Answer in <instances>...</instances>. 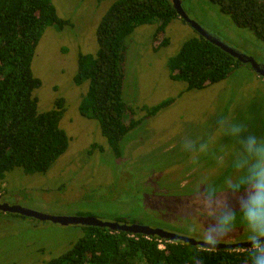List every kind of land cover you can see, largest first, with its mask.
Segmentation results:
<instances>
[{
    "label": "rangeland",
    "instance_id": "rangeland-1",
    "mask_svg": "<svg viewBox=\"0 0 264 264\" xmlns=\"http://www.w3.org/2000/svg\"><path fill=\"white\" fill-rule=\"evenodd\" d=\"M115 1L53 0L70 25L45 30L32 63L42 81L34 95L39 113L65 99L61 127L69 148L46 173L26 174L22 168L7 173L0 184L6 193L2 204L104 222L121 217L203 242L207 236L216 243L249 241L241 204L254 189L229 190L255 175L259 145L250 150L248 139H264V79L243 65L221 83L187 91L170 79L168 62L199 34L177 19L167 29L170 45L155 52L158 24L138 27L127 42L124 98L142 123L123 138L116 157L98 122L80 114L88 84L74 82L80 54H97L98 25ZM180 2L192 21L264 65V43L251 31L237 27L209 0ZM169 100H174L170 106L149 116L147 109ZM231 210L232 225L222 226L215 216ZM85 235L80 225L1 214L0 264H48Z\"/></svg>",
    "mask_w": 264,
    "mask_h": 264
},
{
    "label": "trees",
    "instance_id": "trees-1",
    "mask_svg": "<svg viewBox=\"0 0 264 264\" xmlns=\"http://www.w3.org/2000/svg\"><path fill=\"white\" fill-rule=\"evenodd\" d=\"M209 1L237 27L251 31L264 43V0ZM177 19L185 22L172 0H117L98 25L97 54L79 56L74 82L88 84L80 114L98 122L118 158L123 138L142 123L124 98L128 39L138 27L157 23L152 48L159 52L170 45L167 29ZM68 25L70 21L57 14L53 0H0V183L16 168L26 174L46 173L69 148L70 138L61 127L66 101L59 98L52 110L39 113L34 93L42 81L32 70L45 30H62ZM241 66L200 35L186 41L168 62L170 79L184 83L187 91L221 83ZM173 101L147 109L149 116H156ZM247 188L242 182L229 191L242 193ZM115 221L136 223L121 217ZM84 228L85 237L48 264H252V247L210 251L181 241L160 242L158 237ZM161 243L164 250L159 248Z\"/></svg>",
    "mask_w": 264,
    "mask_h": 264
},
{
    "label": "water",
    "instance_id": "water-1",
    "mask_svg": "<svg viewBox=\"0 0 264 264\" xmlns=\"http://www.w3.org/2000/svg\"><path fill=\"white\" fill-rule=\"evenodd\" d=\"M175 10L180 18H182L186 23L190 24L196 32L202 36L204 39L212 43L213 45L219 47L224 52L228 53L233 58L237 59L242 65L250 68L252 71L257 73L261 78L264 79V65L257 63L247 55L239 52L235 48H232L225 42H223L219 37L207 32L202 26L192 21L186 14L183 9L180 0H172ZM0 211L4 213H13L19 214L25 217L35 218L41 221H50L54 224L61 225H80L84 227H100V228H109L112 231H122L127 233H132L136 235H142L145 237H158L163 240L175 242L181 241L186 244H190L191 246H200L205 250H233V249H242V248H250L251 245L249 242L238 243L234 245L223 244V243H206L203 241H197L192 238H187L184 236H180L171 232H168L159 228H151L146 225L140 224H120L118 222H104L100 220L90 219L85 216H53L49 214H39L34 210L28 208H18V207H10L7 205H0Z\"/></svg>",
    "mask_w": 264,
    "mask_h": 264
},
{
    "label": "clouds",
    "instance_id": "clouds-1",
    "mask_svg": "<svg viewBox=\"0 0 264 264\" xmlns=\"http://www.w3.org/2000/svg\"><path fill=\"white\" fill-rule=\"evenodd\" d=\"M237 131L243 130L237 126ZM257 151V163L254 166L255 175L244 181L251 189H254L249 195L247 202L241 204V215L251 232L249 243L254 249L252 254V264H264V139L259 142L255 135L248 139L249 149L255 146ZM235 217V211L231 210L227 214L215 216V219H220L223 225H232ZM209 243H216L211 237H206Z\"/></svg>",
    "mask_w": 264,
    "mask_h": 264
},
{
    "label": "flooded vegetation",
    "instance_id": "flooded-vegetation-1",
    "mask_svg": "<svg viewBox=\"0 0 264 264\" xmlns=\"http://www.w3.org/2000/svg\"><path fill=\"white\" fill-rule=\"evenodd\" d=\"M66 20V19H65ZM63 30V29H62ZM195 30V29H194ZM196 31V30H195ZM254 72V71H253ZM255 73V72H254ZM257 74V73H256ZM258 75V74H257ZM259 76V75H258ZM260 77V76H259ZM263 79V78H262ZM5 180H6V178H5ZM4 180V181H5ZM1 184V183H0ZM6 195V193H4V192H0V205H4V204H2V198L4 197ZM32 210V209H31ZM1 214H4V215H8V214H12V215H18V216H21V217H25V216H22V215H19V214H13V213H4V212H2V211H0V215ZM46 214V213H45ZM50 215V214H49ZM53 216H55V215H53ZM25 218H30V219H34V220H37V219H35V218H31V217H25ZM37 221H40V222H50V221H41V220H37ZM112 222H116L115 220L114 221H112ZM52 223V222H51ZM119 223V222H118ZM54 224V223H53ZM120 224H124V223H120ZM134 224H139V223H134ZM57 225H61V224H57ZM127 225H133V224H129V223H127ZM140 225H142V224H140ZM68 226H72V225H68ZM146 226H148V225H146ZM84 227V226H83ZM150 227V226H149ZM151 228H153V227H151ZM167 231V230H166ZM218 232H217V234H218V236H219V238H221V233H222V229H221V233H220V229H218L217 230ZM169 232V231H168ZM225 236H227V235H230V234H225V231H224V233H223ZM147 238H149V237H147ZM160 239V238H159ZM161 240H163V239H160V242H161ZM165 241H167V240H165ZM171 242V241H170ZM243 242H249V241H241V240H239L237 243H233V244H229V245H234V244H238V243H243ZM206 243H209V242H206ZM217 243H221V242H217ZM217 243H213V244H217ZM186 244V243H185ZM223 244H225V243H223ZM161 245H164L163 243H161L160 245H159V248H160V246ZM190 245V244H189ZM165 246V245H164ZM193 247H195V246H193ZM196 247H200V246H196ZM161 249V248H160ZM165 249V248H164ZM164 249H162V250H164ZM203 249V248H202ZM205 250V249H204ZM210 251H213V250H210ZM215 251H218V250H215Z\"/></svg>",
    "mask_w": 264,
    "mask_h": 264
},
{
    "label": "built area",
    "instance_id": "built-area-1",
    "mask_svg": "<svg viewBox=\"0 0 264 264\" xmlns=\"http://www.w3.org/2000/svg\"><path fill=\"white\" fill-rule=\"evenodd\" d=\"M160 248H161V249H164V248H165V246H164V245H161V246H160Z\"/></svg>",
    "mask_w": 264,
    "mask_h": 264
}]
</instances>
